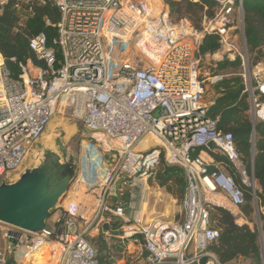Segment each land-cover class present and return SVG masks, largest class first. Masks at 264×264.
<instances>
[{
    "label": "built area",
    "instance_id": "built-area-1",
    "mask_svg": "<svg viewBox=\"0 0 264 264\" xmlns=\"http://www.w3.org/2000/svg\"><path fill=\"white\" fill-rule=\"evenodd\" d=\"M38 1L59 12L55 44L61 58L57 61L54 49L47 48L42 33L29 42L42 66L28 60L14 77L0 54V181L22 170L60 108L71 110L90 139L77 157L75 179L57 207L54 225L47 220L44 230L30 233L0 223V264H101L89 231L103 239L117 233L124 264H228L211 250L220 230L212 227L209 212L225 210L242 228L247 223L238 220H244L240 209L246 200L210 152L233 165L257 205L255 183L250 185L231 134L218 130V118L207 117L211 103L203 100L196 53L203 36L222 34L231 17L243 25L245 1L264 0H212L220 28L204 18L201 30L186 19L171 20L160 1ZM239 57L255 124L264 121V58L250 67ZM145 138L154 145L139 150ZM210 143L219 151H210ZM160 163L185 174L180 221L127 212L125 197L153 178ZM100 224L107 229L100 230Z\"/></svg>",
    "mask_w": 264,
    "mask_h": 264
},
{
    "label": "trees",
    "instance_id": "trees-1",
    "mask_svg": "<svg viewBox=\"0 0 264 264\" xmlns=\"http://www.w3.org/2000/svg\"><path fill=\"white\" fill-rule=\"evenodd\" d=\"M161 1L169 8L171 20L186 19L197 30L202 29L204 18H214L215 9L218 8L217 3L212 0ZM242 15L245 45L250 58L256 55L252 62V65H255L262 59L264 49V1H247L243 4ZM59 19L55 6L50 3L42 4L38 0H29L28 3L24 0H7L4 5H0V54L14 77H18L20 66L25 65L28 60L36 66H42L29 49L30 40L38 34H44L47 48L54 49L57 61L60 60L61 54L55 44ZM221 47L218 34H205L197 48L196 58L213 56ZM241 67L239 56L232 61L226 58L213 64L212 77L221 79L211 86L214 97L207 117L218 118V130L231 134L248 176L252 175L258 186L255 191L257 204L264 207V121L252 124L248 97L243 93L244 86L239 73ZM210 155L223 165L226 172L241 187L246 205L252 202L251 189L241 183L233 165L220 153L210 152ZM153 179L168 195L178 202L182 201L186 180L181 168L160 163V169L156 171ZM244 212L249 214L250 211L247 209ZM209 215L212 227L220 230V239L211 250L221 262L229 263L239 257H251L259 263L255 233H251L247 227H237L233 217L225 210L214 209Z\"/></svg>",
    "mask_w": 264,
    "mask_h": 264
},
{
    "label": "rangeland",
    "instance_id": "rangeland-1",
    "mask_svg": "<svg viewBox=\"0 0 264 264\" xmlns=\"http://www.w3.org/2000/svg\"><path fill=\"white\" fill-rule=\"evenodd\" d=\"M0 1L5 2L6 0H0ZM150 1L152 5L156 1H160V3L163 4L161 0H150ZM246 2L247 1H245L244 3ZM163 5L167 7L165 4ZM215 11L216 12L214 18L210 20L212 21V26H215L216 28H220L219 26L221 24V21L218 17L219 9L217 8L215 9ZM228 21H229L228 23H224L223 26L224 32L222 34L218 33L222 38L221 50L213 56H206L197 59L201 80H203L204 82L203 100L207 106H209V103H211V100L214 97L213 92L211 90L212 80H213L211 68L213 67V64L215 62L222 61L223 59L226 58L230 60L233 58L234 60L236 56H241L244 60L248 61L250 67L254 66L252 65V62L253 59L256 57V55L255 54L252 55L251 58L248 55L247 48L245 45L243 25L241 26L237 22V20H235L233 17H231ZM263 58H264V49L262 51V59ZM241 71H242V67L240 68L239 73ZM251 121H253L252 118ZM256 122L258 121H255V123ZM64 129L68 130V132L65 134L66 139L63 138L64 133L62 132V130L64 131ZM56 136H59L61 140H67V138H70L72 136L69 139V143L65 146V149H67L68 152L75 154L77 157L82 150L83 143L89 141L90 139L89 133L82 128L79 119L74 118L72 116L71 110H69L68 108H60L55 112L43 136L37 141V142L40 141L41 145L39 146V148L36 149V151L29 152L27 158L24 161L23 167L25 165H33L34 164L33 157H35L37 153H40L43 147V143L44 145L52 146ZM158 169H160V165L157 166L156 171H158ZM150 179H148L146 184H142V185L140 184L138 185V187L134 188L132 192L133 196L131 197L130 195H127L125 197L124 199L125 204L132 207L133 208L132 210H137V211L140 210V212H142V215H144L146 219L161 217L163 221L169 223L180 221L182 219L181 201L178 202L175 198L168 195L164 189L159 188V186L156 184L153 178L151 179V182L149 181ZM15 180H17V174H11L8 178V182H13ZM142 190H145L143 194L141 193ZM244 208H247L250 212L249 214H245L244 209L243 208L240 209V213L245 217L244 220L247 223L243 225V227H247L248 229L253 230V232L256 234L258 251L260 255V261L258 264H262V262H264V258H263L264 257V208L260 207L259 204L255 205L251 201ZM213 210L210 211V214L211 212H213ZM127 212L129 213L131 212V210L128 209ZM58 216H59V212L56 210L48 219V224L54 225V221ZM236 221L237 220L234 219V224L237 226ZM118 226H119L118 223L115 222L113 228H117ZM258 226H260L262 229L261 234L258 233V229H257ZM99 229L105 231L107 227L100 224ZM95 234L96 233H90L89 231L87 236L93 247L97 250L100 263L113 264L117 260L119 261L117 264H124V262L121 261L123 257L120 249L121 243L117 238L114 237L117 233L111 234V236L106 237V239H103L101 235L95 236ZM111 257L113 259H111ZM228 264H257V263L251 257L248 258L239 257L229 262Z\"/></svg>",
    "mask_w": 264,
    "mask_h": 264
},
{
    "label": "water",
    "instance_id": "water-1",
    "mask_svg": "<svg viewBox=\"0 0 264 264\" xmlns=\"http://www.w3.org/2000/svg\"><path fill=\"white\" fill-rule=\"evenodd\" d=\"M63 138L66 139L65 133ZM70 138L65 141L69 143ZM66 145L43 143L40 153L33 157L34 164L25 165L17 180L0 181V223L30 233L44 230L46 221L57 210L76 176L77 156L68 152ZM208 149L219 151L212 143ZM249 182L254 184L252 175ZM120 185L118 182L117 189Z\"/></svg>",
    "mask_w": 264,
    "mask_h": 264
},
{
    "label": "crops",
    "instance_id": "crops-1",
    "mask_svg": "<svg viewBox=\"0 0 264 264\" xmlns=\"http://www.w3.org/2000/svg\"><path fill=\"white\" fill-rule=\"evenodd\" d=\"M7 1V0H6ZM68 143V141H65V140H61L60 138H59V136H56V138H55V142H54V144L57 146H64V145H66ZM41 145V143H40V141L39 142H37V143H35L34 145H33V147L31 148V152H34V151H36V149L37 148H39V146ZM213 160H214V162H215V164L216 165H218L219 166V168L221 169V170H223V171H226L225 169H224V167H223V165L222 164H220V163H218V162H216V160L213 158ZM25 167V166H24ZM255 183V182H254ZM258 189V186H257V184L255 183V191ZM245 206H243V209H244V211L245 210H247V209H245L244 208ZM264 208V207H263ZM133 208L131 207V212H129V213H131L132 214V212H135L136 210H132ZM244 217V216H243ZM245 218V217H244Z\"/></svg>",
    "mask_w": 264,
    "mask_h": 264
},
{
    "label": "bare ground",
    "instance_id": "bare-ground-1",
    "mask_svg": "<svg viewBox=\"0 0 264 264\" xmlns=\"http://www.w3.org/2000/svg\"><path fill=\"white\" fill-rule=\"evenodd\" d=\"M65 134L68 132V130L67 129H64V131H63ZM151 145H154V142L150 139V138H145L144 140H142L139 144H138V146H137V148L139 149V150H144V149H147L149 146H151ZM151 193V192H150ZM149 196V195H148ZM163 196V195H162ZM153 197V196H152ZM155 203V202H154ZM171 206V205H170ZM144 214V213H143ZM166 215H167V213H166ZM157 218V217H156ZM243 222H245L244 220H238V223L239 224H242Z\"/></svg>",
    "mask_w": 264,
    "mask_h": 264
}]
</instances>
